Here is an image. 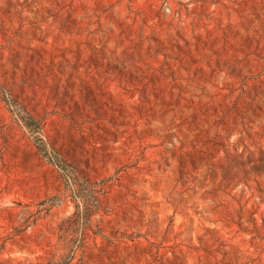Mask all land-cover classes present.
<instances>
[{"label":"rangeland","instance_id":"obj_1","mask_svg":"<svg viewBox=\"0 0 264 264\" xmlns=\"http://www.w3.org/2000/svg\"><path fill=\"white\" fill-rule=\"evenodd\" d=\"M68 254L264 264V0H0V264Z\"/></svg>","mask_w":264,"mask_h":264},{"label":"trees","instance_id":"obj_2","mask_svg":"<svg viewBox=\"0 0 264 264\" xmlns=\"http://www.w3.org/2000/svg\"><path fill=\"white\" fill-rule=\"evenodd\" d=\"M30 131L33 134V138L37 141V145H38L39 150L42 152V154L44 156H46L47 158H49V156L47 154V151L45 149V146L42 143V137L39 135V133H36L35 134L36 131H34L33 129H30ZM70 258H71V255L68 254V255L65 256V259L63 260V262H57L56 264H67L68 261L70 260ZM45 264H49V263H45Z\"/></svg>","mask_w":264,"mask_h":264}]
</instances>
